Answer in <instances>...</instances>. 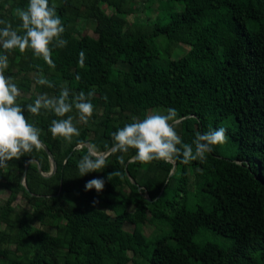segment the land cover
Here are the masks:
<instances>
[{
    "label": "trees",
    "instance_id": "16d2710c",
    "mask_svg": "<svg viewBox=\"0 0 264 264\" xmlns=\"http://www.w3.org/2000/svg\"><path fill=\"white\" fill-rule=\"evenodd\" d=\"M165 1L180 6L168 12L166 23L129 27L128 0H49L68 41L63 48L50 45L55 69L30 49L8 54L4 75L18 89L25 86L21 74L32 73L38 96L58 97L64 87L69 102L81 91L94 95L87 124L77 122L75 108L65 117L44 109L34 116L26 106L37 96L17 98L47 152L40 147L0 167V188L9 194L0 206V250L13 246L0 264H264V0ZM98 5L112 12L105 15ZM83 8L100 24L95 36L76 38L72 25ZM0 18L6 21L3 13ZM7 22L14 29L22 23L14 17ZM180 45L188 50L171 58ZM0 54H6L2 48ZM40 75L53 87L37 84ZM169 108L177 112L175 131L183 143L220 127L226 141L203 163L154 160L145 169L132 161L135 149L123 154V164L122 154L110 150L104 168L79 175L80 159L112 148L114 132L153 109L165 115ZM67 116L80 133L71 143L49 131L53 120ZM228 149L234 154L226 156ZM48 154L55 167L50 176ZM93 178L104 180L99 194L85 191ZM186 189L202 195L209 208L179 205ZM16 196L29 209L17 212L11 206ZM144 223L163 234L147 240L141 231L124 229ZM205 232L222 241L194 240Z\"/></svg>",
    "mask_w": 264,
    "mask_h": 264
},
{
    "label": "clouds",
    "instance_id": "9594fccd",
    "mask_svg": "<svg viewBox=\"0 0 264 264\" xmlns=\"http://www.w3.org/2000/svg\"><path fill=\"white\" fill-rule=\"evenodd\" d=\"M16 13L22 22L18 28L0 20V48L6 54H0V167H6L9 161L19 160L25 154L41 147L40 130L29 123L23 114V109L17 103L19 89L12 78H6L4 71L8 68V54L18 49L24 53L30 49L36 58H42L52 69L55 64L51 58L54 47L63 48L68 41L61 36L65 31L61 19L56 15L55 6H49V0H29L26 10L17 9ZM23 33V34H21ZM85 52L79 53V65L84 67ZM76 79L80 76L77 74ZM36 83L41 86L53 85L40 75ZM94 92L85 95L84 92L73 94L69 102L70 92L67 87L61 89L58 97L50 98L47 94L38 96L34 104L26 106V110L34 116L41 109L53 112L57 117H65L73 111L78 113L80 122L87 124L93 115V105L90 98ZM171 122V123H170ZM179 123L177 112L167 109V114H151L143 120H135L112 134V153H121L118 157L120 164L124 163V155L129 149H135L132 161L148 164L152 161L175 163L177 159L187 165L192 161H206V154L214 150V146L226 141V129L223 127L210 129L203 134L197 133L191 144L183 143L175 131ZM49 131L53 138L61 137L67 143L72 142L73 136H79V130L73 124V117L53 120ZM80 176L97 172L105 167V156L94 150L83 156L78 162ZM117 175L119 173H116ZM95 189L101 193L104 189L102 178H93L85 184V191Z\"/></svg>",
    "mask_w": 264,
    "mask_h": 264
},
{
    "label": "rangeland",
    "instance_id": "374dc122",
    "mask_svg": "<svg viewBox=\"0 0 264 264\" xmlns=\"http://www.w3.org/2000/svg\"><path fill=\"white\" fill-rule=\"evenodd\" d=\"M78 4L84 3L85 0H78ZM29 0H0L1 8L3 9L2 12H0V15L3 13L6 21H9V18H18V15L16 13L17 9H23L26 10L28 6ZM129 5L128 12L125 13L124 19L129 27H133L135 25H140V27L148 26L150 22L158 23L160 25L166 23L165 17L167 16L168 12L172 11H178L180 9V6L175 2L165 1V0H128ZM81 8V5H80ZM98 8L104 12L105 15L110 14L112 11L105 8L104 5H98ZM83 11L81 15L77 17L75 22L72 25L73 31L72 35L76 38H80L83 35H89V36H95V33L97 31V28L99 26V22L97 19H95V16H92L91 13L87 12L83 8ZM90 11V10H89ZM157 16L158 19H155ZM1 19V18H0ZM165 19L164 21H162ZM1 26V25H0ZM1 27H4L1 26ZM161 38L158 37L156 39L157 46L159 47V50L161 51L163 47L160 45ZM188 50V47L185 46H177L174 47L171 52L169 53V56L171 58H177L183 55ZM21 80L24 82V88L19 89L20 95L17 98H24L27 99L31 95H38L34 92V88L32 85L33 81V75L32 73L21 74ZM26 82L28 84H26ZM50 98H52L50 95H48ZM101 113V112H100ZM151 114H163V111L160 109H153L145 114V118L148 115ZM144 118V119H145ZM77 122L79 123V119H77ZM226 156H230L234 154V150L228 149V151H224ZM103 154V153H100ZM142 169L146 168V164H141ZM177 177V175L175 176ZM188 180L192 181L191 175H189ZM8 192L4 189L0 188V206H3V203L8 197ZM168 196V190L165 191L164 197ZM177 202L179 205H184L187 209H193L194 206L198 205L203 207L204 209H208V201L204 200L202 198V195H195L193 194V191L191 189H186L183 194H179V197H177ZM12 207L15 208L17 212H21L22 210L29 209V205L25 203V201L20 197L16 196L14 201L11 204ZM107 214H109L111 217L113 215L106 211ZM2 216L5 215L4 209L1 211ZM158 224V223H157ZM37 226V225H36ZM2 225H0V228ZM125 231H127L128 234L132 235L133 233L137 231H141L143 235L147 238V240L154 236L160 237L163 232H158L156 225H151L144 223L142 225H127L124 226ZM51 235L54 234V231H50ZM154 237V238H155ZM151 239V238H150ZM200 239H205L211 242L220 243L222 241V238L219 236L212 234V233H203L202 235H199V237H195L194 240L196 242L200 241ZM8 252H13V246L9 245L5 248H2L0 250V258H5L6 254ZM126 258H130V254H126Z\"/></svg>",
    "mask_w": 264,
    "mask_h": 264
},
{
    "label": "water",
    "instance_id": "95a60500",
    "mask_svg": "<svg viewBox=\"0 0 264 264\" xmlns=\"http://www.w3.org/2000/svg\"><path fill=\"white\" fill-rule=\"evenodd\" d=\"M84 146L88 148V144L87 143H84ZM41 148L43 149V151L47 152L46 148L42 144H41ZM110 150H111V148L108 151L104 152L103 155L105 156ZM48 159H49V162H50V171H49V173L46 176H50L55 170L54 162H53V160H52V158H51V156L49 154H48ZM171 173L172 172H170V174ZM24 176H25V168H24L23 173H22V185H24L23 184Z\"/></svg>",
    "mask_w": 264,
    "mask_h": 264
}]
</instances>
